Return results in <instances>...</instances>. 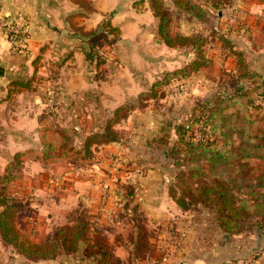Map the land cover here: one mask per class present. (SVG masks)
<instances>
[{"label":"rangeland","instance_id":"1","mask_svg":"<svg viewBox=\"0 0 264 264\" xmlns=\"http://www.w3.org/2000/svg\"><path fill=\"white\" fill-rule=\"evenodd\" d=\"M186 1H189V8L185 5H178L177 0H163L168 13L166 30L169 31L172 38H175V46L172 49H167L163 45H158L155 38L146 43L149 52L158 54L156 56L161 59L152 61L151 68L153 67V71L148 70L145 66L143 67L146 71L145 74H148L144 77L147 79L145 89L136 97L125 102L117 114L113 109L98 112V115L101 116L98 117L97 121H104V124L96 122L95 117H93V119H88V124L84 122L83 125H78L76 128L71 124V119L65 115H68V113L50 107L46 110L49 115H55L56 122L58 116L63 118V122H65L61 125L58 124L56 128H61L68 139H64L65 144L63 143V145H67V148H63L62 152L59 150L60 140L56 143L53 142V146L56 145L52 147L53 150H50L47 145L46 152L49 156L45 157V164L49 165L54 173L45 176L44 180L40 181L41 184H47L51 181L55 184L60 183L64 180V176H66L65 183L69 182L68 184H70V169L75 166H82L84 170L91 164V160L96 161L93 149H95L94 144L98 143L99 140L89 141L90 138L97 133L105 134L103 133L104 130L110 126L115 130L114 137L124 138L125 143L130 145V150H134L136 164L140 169L144 171L145 168L153 167V189L151 193L153 196L148 197L151 204H135L129 207L133 210L131 215L134 220H137L134 226L139 225L142 227L139 235L131 236L134 226L128 218V211L120 213L119 210L111 209V213H108L109 209H101V205H99V208L96 206L97 202L94 198H91L93 200L88 203V208H82L81 206L75 209L79 210L78 216L81 215L82 217L84 215L87 217L88 215L89 217L88 213L90 212L100 219H105V221L108 218L107 214H109V217L113 216L112 220H115L114 222L109 220L112 225L117 222L119 215L127 216L125 222L121 223L120 221L117 226H113V229H116L115 232L121 233L122 238L119 239L117 235H115V238L111 237L114 244H124L119 249V257H122L120 259L125 264H196L194 263V257L211 253L207 247H199L196 240L200 242L204 238V242L207 240L212 242L218 238V227L213 212L197 207L189 211H182L176 204L164 201V198H171L168 184L175 181V175L180 170L187 171V168L177 167L172 161L167 160L164 156V150L166 147L171 148L174 142L178 140L174 126L184 124V122L193 118L199 98L215 95L218 89L227 84L229 85L228 80L230 78L234 79L236 76L246 73L247 70L258 71L264 75V46H262L261 40L257 42L251 38L253 32L250 27L245 26L244 22L248 0ZM132 4L138 10H143L147 8V5L150 7V0H132ZM191 6L194 7L191 8ZM98 33L103 35L90 37L87 44V52L92 51L94 53L93 58H91L92 61L96 64H108L109 69L118 61L121 62L122 59L125 62H133L131 57L138 46L130 48L128 45H121V30L113 25L112 14L103 19L102 28ZM156 34L163 37L162 35L166 34V31L164 34L159 31ZM158 35L157 38H159ZM186 37L191 38V40L180 39ZM198 39H200V51L207 56L209 62L206 66H202L200 70H195L191 66V61L199 57L198 51L193 46L195 43L198 44ZM139 47L145 48L143 46ZM166 57L173 59V63H165L163 59ZM239 58H242V60ZM104 72L106 73V71ZM246 78H244V82L247 83ZM37 80L38 78H34L31 81L38 85L39 81ZM228 88L232 90L231 86H228ZM53 95L54 93H50V96H48V106L54 105V101H56L53 99ZM228 103L230 104L229 113L232 114H228V118H230L232 123L230 124L233 127L223 129V131L229 130V136L224 140V132L222 131L219 134L214 133L212 138L218 137L220 151L226 152L229 156V161L218 165L215 172L223 173V170H225L229 174V171L233 168L230 164L234 161L233 150L239 146V131L243 132V129L246 128L248 131L246 133H255L256 131L251 132L253 128L255 130L264 126V111L259 113L255 108L246 109L245 105L239 101L223 102L224 105ZM262 105L264 106V100H262ZM187 123H191V121ZM191 126L196 137H201V124L191 123ZM74 129H77L78 133ZM208 135H212V132L210 131ZM163 139L166 141H163ZM133 143L134 146H132ZM87 146L88 150H91L84 155L91 156V160L83 157L78 159L80 156L77 151L82 153L87 149ZM109 156L113 158L111 166L115 161V166L118 167L122 158L116 160L115 157ZM110 157L109 159H111ZM13 163V166L19 165L16 160H13ZM241 163L247 169H251L254 178L251 181L252 188L238 192V198L254 201V194H256L258 197L256 199H260L261 195L258 194L264 193V159L244 157L242 162H237L238 165ZM98 168L94 166V174L109 178V169L106 170L104 167H100L98 170ZM56 170L58 171L56 172ZM21 171V166H19L9 171L6 168V170L0 172V195H2L1 191L11 188L10 183L15 181L16 178L21 180ZM8 174L14 176L11 182L8 180ZM230 174L235 175V173ZM107 183L105 185L108 188ZM67 188L66 186L61 192L65 193ZM8 193H10L9 190ZM139 193L141 194L142 191ZM31 194L33 195L19 196L20 199L16 197L18 208L12 211L4 222L10 226L12 232L16 231L21 234V241L35 244L37 242H33L32 234L38 233L40 244H45L56 231V228L48 225L36 226L30 220L38 219L41 221L39 224H44L43 219L47 216L52 218L54 215L56 217V215L61 214L60 217L64 215L63 223H67V219L74 215L75 210L73 208L76 206L72 205L73 202H65L61 207H54L53 203L48 204L49 201H54L58 203L57 206H60L61 203L59 202L61 200L64 202L69 198L66 194H59V192L45 191L42 197L46 201L41 202H37L35 199L32 201L35 198V192ZM66 204L70 207L63 208ZM37 209H41V211L37 212ZM63 211H66V213H63ZM1 212L2 208H0ZM99 230L103 232L106 227L102 226ZM187 235H191L190 238ZM247 235L253 241L251 255L253 264H264V235L259 232ZM133 240L138 242L136 246L133 245ZM18 255L17 247L5 239L0 227V264H31L24 257L17 259ZM59 257L65 259V255Z\"/></svg>","mask_w":264,"mask_h":264},{"label":"crops","instance_id":"2","mask_svg":"<svg viewBox=\"0 0 264 264\" xmlns=\"http://www.w3.org/2000/svg\"><path fill=\"white\" fill-rule=\"evenodd\" d=\"M0 13L17 21L19 28L24 32L21 37L27 46L25 53L17 51L0 30V67L5 69L4 76H0V172L6 168L9 171L19 166L22 170L21 180L16 178L11 182L9 192L17 199L33 195L31 193L35 192L32 201L35 199L37 202L46 201L42 197L45 191L59 192L69 198L64 202L61 200L60 206L54 201H49L48 204L53 203L54 207H61L65 202H73L72 205L76 206L74 210L81 206L88 208V203L94 198L98 208L101 205V209H109L108 213H111V209L122 213L124 193L119 191L130 185L135 189L131 205L151 204L148 197L153 196L151 195L153 167L145 168L144 171L140 169L136 164L134 150H130V145L125 143L124 138H119L115 144L100 147L95 145V149H92L95 151L96 161L84 155L87 150L82 153L77 151L80 156L78 159L83 157L92 162L85 168L86 170H83L82 166L70 169V184L65 183L66 176L63 177L65 181L57 184L53 181L47 184L40 183L45 176L54 173L51 167L45 164V157L49 156L46 152L47 145L53 150L52 147L56 146H53V142L60 140L59 150L62 152L63 148H67V145H63L64 139H68L61 128H56L58 124L65 122L63 118L58 116L56 122L55 115H49L46 110L49 107L63 110L68 113L65 115L76 128L84 122L88 124V119L93 117L96 122H100L97 121L101 116L98 112L116 110L145 89L147 79L144 77L148 74H145L143 67L153 71L152 61L161 59L156 56L158 54L149 52L146 43L155 38L158 45H163L167 49L174 48L156 34L158 18L151 8L147 5V8L138 10L132 4V0H0ZM110 14L113 16V25L121 30V45H128L130 48L138 46L131 57L133 62H125L122 59L121 62L113 64L111 69L108 64H96L87 54L88 40L94 33L100 31L103 19ZM245 16V26L250 27L253 32L251 38L257 42L261 40L264 46V0H248ZM163 60L168 64L173 63L171 58L166 57ZM34 78H38V85L31 81ZM50 93H54L53 99L56 100L52 106H48ZM100 123L104 124V121ZM74 131L78 133L77 129ZM109 155L116 160L122 158L123 164L120 163L117 167L114 161L111 166L113 158ZM13 160L18 161L19 165L13 166ZM94 166L109 169V178L94 174ZM65 185L68 188L63 193L61 191L65 189ZM164 201L176 204L171 198H164ZM69 207L70 205L66 204L63 208ZM40 211L41 209H37V212ZM88 214L89 221L97 228L106 227L103 233L115 255L119 257V249L124 244L113 243L111 237L115 238V235L119 239L121 237V233L115 232L113 226H117L120 221L125 222L127 216L119 215L117 222L112 225L109 220L113 222L115 220H112L113 216L109 217V214L106 221L90 212ZM131 214L129 211L128 218L134 226L137 220H134ZM60 216L61 214L52 218L47 216L43 219L44 224H39L41 221L38 219L30 221L40 227L44 225L55 227V230L75 226L77 223L76 220L73 221L72 216L67 219V223H63L64 215ZM92 233L93 231L89 232ZM131 234L132 237L138 234L136 226ZM217 234L218 238L212 242L209 240L204 242V238L200 242L196 240L199 247H207L211 253L194 257V263L253 264L251 237L247 234L228 236L219 228ZM187 236L190 238L191 235ZM32 239L33 242H37L35 244H40L38 233L32 234ZM85 247L86 245L81 243L78 250L65 255V259L57 257L31 260L20 252L16 258L24 257L31 264H94L83 256Z\"/></svg>","mask_w":264,"mask_h":264},{"label":"trees","instance_id":"3","mask_svg":"<svg viewBox=\"0 0 264 264\" xmlns=\"http://www.w3.org/2000/svg\"><path fill=\"white\" fill-rule=\"evenodd\" d=\"M177 3L180 6L185 5L189 8V1L177 0ZM193 7L191 6V8ZM150 8L159 19L158 31L161 34L166 31L165 36L162 35L163 37L160 36V38L169 46L174 47L175 38H172L169 31L166 30L168 13L163 0H150ZM9 18L17 23L11 16ZM19 34L20 36L24 35L21 28H19ZM102 35L94 33L92 36L98 37ZM180 39L191 40L188 37ZM199 41L200 39H198V44H193L199 53L198 59L191 61V66L195 70H200L202 66H206L209 62L207 56L200 51ZM87 54L90 58H93L94 53L92 51H88ZM239 59L242 60V58ZM245 77H247L245 80H247L248 84L244 82ZM228 81L229 85L224 86V90L220 88L215 92V95L198 99L199 103L195 107L191 120L174 126L178 140L174 142L171 148H165L164 156L177 167L187 168V171L180 170L175 175V181L168 184V190L171 199L183 211H189L196 207L212 211L215 215L216 226L228 236L255 234L258 232L264 235V193L258 194L259 196L261 195L260 199H256L258 197L254 194L256 199L254 201L238 198V192L252 188L253 184H251V181L254 175L251 174V169H247L243 163L237 164L238 161L242 162L244 157H260L264 159V126L255 130L253 128L251 132L256 131L255 133H246L248 132L246 128L243 129V132L239 131V146L233 150L234 161L230 163L233 168L229 171L230 173H235L234 176L230 173L229 176L225 170H223V173L215 172L218 165L229 161V156H227L226 152L220 151L218 137L212 138L214 133L219 134L223 129H231L233 127L230 118H228V114L232 115L229 113L230 104L224 105L223 102L239 101L245 105L246 109L255 108L259 113H263L264 75L258 71L247 70L246 73L238 75L234 79L230 78ZM228 86H231L232 90ZM121 107L115 110L116 114ZM190 121L191 123L201 124V137H196L194 130L191 128V123H187ZM210 131L212 135H208ZM114 132L115 130L110 126L104 130L103 133L105 134L97 133L89 141L99 140L98 143L94 144L97 147L118 143L119 138L114 137ZM228 134L229 130L223 133L224 140L229 136ZM163 141L166 140L163 139ZM86 150V153H88L91 149L88 150L87 146ZM87 157H89L88 154ZM119 163L123 164L122 161H119ZM8 175V180L11 182L14 176L12 174ZM1 192V230L5 239L16 246L20 254L26 258L31 260L55 259L59 256L75 253L78 250V245L84 243L86 247L83 251V256L86 260H91L94 264H125L121 261L122 259L115 255L114 249L104 233L89 221L88 215L87 217L84 215L82 217L81 215L78 216L79 210H75L72 216L73 221H77L76 225L58 228L47 243L34 244L21 241V234L16 231L12 232L10 226L4 222L11 212L18 208L17 199L13 194L8 193V190ZM121 192L124 193L122 195L123 204L121 203L122 213L124 211H128L127 213L129 211L133 212L129 207L131 206V200L134 198L135 189L128 185L125 190L119 191V193ZM136 228L139 230V235L142 227L136 225ZM90 231H93V233L89 234ZM137 243V241L133 240L134 246Z\"/></svg>","mask_w":264,"mask_h":264},{"label":"built area","instance_id":"4","mask_svg":"<svg viewBox=\"0 0 264 264\" xmlns=\"http://www.w3.org/2000/svg\"><path fill=\"white\" fill-rule=\"evenodd\" d=\"M0 30L6 35L12 47L17 51L25 53L27 50L24 39L19 34V26L9 16L0 13Z\"/></svg>","mask_w":264,"mask_h":264},{"label":"water","instance_id":"5","mask_svg":"<svg viewBox=\"0 0 264 264\" xmlns=\"http://www.w3.org/2000/svg\"><path fill=\"white\" fill-rule=\"evenodd\" d=\"M5 69L3 67H0V76H4Z\"/></svg>","mask_w":264,"mask_h":264}]
</instances>
